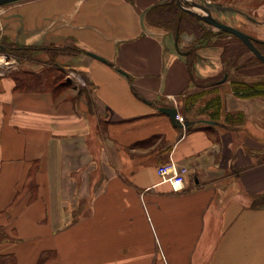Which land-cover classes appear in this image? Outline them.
<instances>
[{
    "label": "crops",
    "instance_id": "obj_1",
    "mask_svg": "<svg viewBox=\"0 0 264 264\" xmlns=\"http://www.w3.org/2000/svg\"><path fill=\"white\" fill-rule=\"evenodd\" d=\"M165 1L0 6L3 47L80 49L56 54L78 78L57 95L17 90L10 70L0 71V256L15 264H264V94L232 89L233 80L264 81V63L231 69L218 90L188 104L204 89L188 67L197 38L148 22ZM209 2L214 17L264 41V0ZM5 49L0 57L12 58ZM222 54L218 44L200 46L196 76L220 77ZM33 58L42 66L50 55L40 49ZM214 96L221 109L211 123ZM175 99L189 127L160 110ZM171 163L189 169L182 192L158 173Z\"/></svg>",
    "mask_w": 264,
    "mask_h": 264
},
{
    "label": "trees",
    "instance_id": "obj_2",
    "mask_svg": "<svg viewBox=\"0 0 264 264\" xmlns=\"http://www.w3.org/2000/svg\"><path fill=\"white\" fill-rule=\"evenodd\" d=\"M210 1L225 4L229 3L231 0ZM147 20L151 25L169 30L175 34L179 32L181 35L183 32H189L194 34L197 38L196 45L188 51L191 57L188 67L192 81L197 85L202 86L204 89L192 95L190 101L187 102L188 104H193L207 92L218 90V82L223 79L225 75H228L229 77L231 69L239 70L244 66L263 63L255 55L249 61L240 63L242 56L251 51L241 39L237 36L228 34L225 31H214L210 25L199 19L195 14L189 13L183 9L177 0H167L164 3L153 6L147 13ZM2 43L6 48L5 52L9 56L15 57L19 62H37V60L33 58V52L35 50H45L48 51L50 55L49 61H47L46 64L40 63L42 66L38 70L17 68L9 71V75L15 81V88L17 90L39 92L50 91L57 95L71 86V81L66 79V75L68 74L67 70L56 61L55 56L60 52L74 53L80 51V49L57 46L39 47L7 42ZM213 44H218L223 47L222 57L224 64L227 67L220 77L202 79L197 77L194 72V60L197 55V49L203 45ZM256 45L264 53V41H258L256 42ZM232 89L238 96L249 97L263 95L264 81L248 84L244 81L233 80ZM209 104L213 106L214 112L212 113L211 118L206 120L217 121L221 109V97H212ZM4 239H6V235L0 229V240ZM0 259L3 261L2 264H15L13 257L10 255L0 256Z\"/></svg>",
    "mask_w": 264,
    "mask_h": 264
},
{
    "label": "water",
    "instance_id": "obj_3",
    "mask_svg": "<svg viewBox=\"0 0 264 264\" xmlns=\"http://www.w3.org/2000/svg\"><path fill=\"white\" fill-rule=\"evenodd\" d=\"M20 0H0V6L7 4V3H12ZM179 5L188 11L189 13L195 14L199 19L204 21L205 23L217 28L218 30L225 31L228 34L237 36L241 41L254 53L255 56H257L263 63H264V53L257 47L256 42L259 40L252 37L248 33L244 32L241 29H238L237 27H234L230 24L224 23L214 17L210 10V4H201L197 1H192V0H177ZM202 11V13L198 12ZM179 32H177V39L179 38ZM5 48L3 47L2 44H0V51L4 50ZM92 54V53H91ZM93 56L105 60L95 54H92ZM228 78V75H225L223 79H221L219 82H224ZM160 110L167 115L170 116L172 119L173 123L178 126V127H189L190 121H184L181 122L176 116L178 114V109L173 106H166V107H161ZM208 122L213 123L214 121L212 120H207Z\"/></svg>",
    "mask_w": 264,
    "mask_h": 264
},
{
    "label": "built area",
    "instance_id": "obj_4",
    "mask_svg": "<svg viewBox=\"0 0 264 264\" xmlns=\"http://www.w3.org/2000/svg\"><path fill=\"white\" fill-rule=\"evenodd\" d=\"M3 59H5V57ZM3 61L4 63H6V59ZM9 63L7 62L6 64ZM174 102L176 108L178 109V101L175 99ZM176 117L181 122H183L184 117L180 113H178ZM188 171H189L188 167L186 166L176 167V165H174L173 163L163 164L158 167V173L162 177L170 180L174 192H182L186 189L187 184H186L185 176L186 174H188Z\"/></svg>",
    "mask_w": 264,
    "mask_h": 264
},
{
    "label": "rangeland",
    "instance_id": "obj_5",
    "mask_svg": "<svg viewBox=\"0 0 264 264\" xmlns=\"http://www.w3.org/2000/svg\"><path fill=\"white\" fill-rule=\"evenodd\" d=\"M192 1H197V2H199L201 4H210L209 1H204V0H192ZM251 4H252V2H251ZM198 12L202 13V11H198ZM211 27H212V29L214 31H218L217 28H215L213 26H211ZM250 53H251V55L254 56V54H253L252 51H250ZM1 56H3V55H1ZM4 57L6 59V63L7 62L8 63L10 62V63L9 64H5L4 61H3L2 64L0 63V71L7 72L9 70H14V69H17V68H20V69H23L24 68V69H34V70H38L41 67L38 63H35V62H30V61L19 62L15 57L8 58L6 55ZM5 59H3V60H5ZM66 79H69L70 81H73L74 83H77L76 81H78V78L76 77V75L70 74V73L66 75ZM79 81H81V80H79Z\"/></svg>",
    "mask_w": 264,
    "mask_h": 264
},
{
    "label": "bare ground",
    "instance_id": "obj_6",
    "mask_svg": "<svg viewBox=\"0 0 264 264\" xmlns=\"http://www.w3.org/2000/svg\"><path fill=\"white\" fill-rule=\"evenodd\" d=\"M0 62H3V58L0 57Z\"/></svg>",
    "mask_w": 264,
    "mask_h": 264
}]
</instances>
